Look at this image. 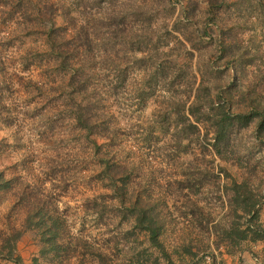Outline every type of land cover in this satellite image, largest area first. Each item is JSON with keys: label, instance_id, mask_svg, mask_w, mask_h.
Segmentation results:
<instances>
[{"label": "trees", "instance_id": "obj_1", "mask_svg": "<svg viewBox=\"0 0 264 264\" xmlns=\"http://www.w3.org/2000/svg\"><path fill=\"white\" fill-rule=\"evenodd\" d=\"M254 1L250 4L262 15L264 28V0ZM38 3L34 6L41 7L35 10L29 0H0V22L5 25L16 20L17 25L11 33L13 37L1 41V45L37 31L43 35L44 48L37 50L41 52L37 53L38 61H43L48 74L61 75L60 84L55 89L65 97L77 129L84 132L92 144V153L101 168L97 178L109 182L106 186L116 195L117 207L123 211L122 219L131 220L134 229L147 234L150 246L159 252L160 259H164L166 264H175L162 242L163 220L156 213V201L150 195L143 197L140 192L130 190L129 172L132 169L128 164H120L115 157L113 149L117 147L119 129L112 125L114 116L104 110L108 91L106 93L100 88L97 70L100 67L116 77L117 85L112 88V95L119 94L128 73L138 72L143 75L139 90L143 103L156 98L159 89L170 96L168 100L164 97L157 105L153 124L167 134L173 129L176 153H185L192 142L203 140L208 142L216 156L225 159L233 135L249 128L257 119L256 137H263L264 108L256 97H251V90H243L242 100L246 102V109L241 113L233 112L232 83H227V77L221 78L226 71L216 70L215 65L219 60H227V69H232L239 61L250 66L255 58L250 55L249 48L241 47L233 40L230 35L232 29L222 27L217 14L213 13L210 20L220 28L218 46L221 55L215 60L205 58L200 62L203 69L199 65V73H196L192 61L196 53L201 55L207 50L205 37H208L209 30L212 33L214 30L207 24L202 29L196 11L189 12L188 7L184 8L186 11L183 9L180 14L176 13L172 0H39ZM188 5L199 4L198 1H189ZM171 16L174 18L172 24L168 22ZM228 35L233 41L226 43ZM181 57H185L187 62L180 63ZM6 69L5 62L0 59V73H5ZM3 84L0 81V123L11 125L13 113L4 103L6 85ZM191 136L194 140L189 139ZM143 140L153 148L159 138L153 134ZM5 146L6 142L0 141V159ZM6 169L0 164V194L14 192L15 208L21 209L25 218L24 231L3 235L2 260L14 264H121L111 255L107 245L110 239H105L104 232L110 224L103 223L105 207L98 197L87 202V211L97 216L93 223L101 232V240L90 243L83 237L68 239V221L58 201L44 189V184L50 183L55 190L57 179L32 185L23 176H7ZM225 177L231 178L226 171ZM187 188L184 187L185 190ZM232 190L234 195L230 207L235 221L230 226L218 224L222 229L220 235L213 239L211 222L208 220L204 224L198 220V226L210 231V236L207 242L199 245L190 238L183 246L185 254L192 260L202 250L210 249L214 242L219 250L223 244L238 247L245 241L256 243L264 240V226L260 221L263 203L244 182L233 180ZM185 198L189 199V195ZM200 211L201 208L193 204L184 216L194 218ZM244 218L247 221L242 226L240 221ZM122 223L120 219L118 224ZM25 231H35L40 244L38 256L29 263L17 254V243ZM127 234V231L123 233L124 236ZM134 258L136 260L132 259L131 264H141L140 253H135Z\"/></svg>", "mask_w": 264, "mask_h": 264}, {"label": "rangeland", "instance_id": "obj_2", "mask_svg": "<svg viewBox=\"0 0 264 264\" xmlns=\"http://www.w3.org/2000/svg\"><path fill=\"white\" fill-rule=\"evenodd\" d=\"M29 1L33 6L39 4V0ZM172 1L175 2L176 13L180 14L188 7L189 12L196 11L202 29L207 24L214 30V33L207 30V50L201 55L196 53L192 61L195 72L199 73L198 66L205 58L215 60L221 55L218 46L220 28L210 20L213 13L217 14L220 25L232 29L230 35L233 40L239 46L249 48L250 55L255 58L250 66L239 61L232 69H227V60L216 62V70L226 71L221 78L227 77V83H232L233 112L241 113L246 109V102L242 100L243 90H251V97H256L264 108V28L262 15L250 4L255 1ZM189 1H198L199 5H188ZM34 7L36 10L41 5ZM209 20L211 22L207 23ZM173 21L171 16L168 22L172 24ZM16 26V20L5 25L0 22V59L7 68L5 73H0V81L6 85L4 103L13 113L11 125L0 123V141L6 142L0 164L3 168L7 167V176H23L32 185L38 181L44 184L57 179L55 190L50 183L44 184V189L58 201L68 221V239L83 237L90 243L101 240V232L93 223L97 216L87 211V202L98 197L105 207L102 211L103 223L110 224V228L104 232L106 237H103L110 239L107 245L115 260L121 264H131L132 259L136 260L134 254L140 253L141 264H166L164 259L159 258V252L150 246L147 234L134 229L131 220L122 219L123 211L117 207L116 195L106 186L109 182L97 178L101 168L92 153V144L86 134L77 129L65 97L55 89L60 84L61 75L49 73V76L43 61H38L37 53L44 48L43 35L37 31L1 45V41L11 36ZM232 38L226 36V43L232 42ZM210 45L214 47L210 48ZM179 61L187 62L185 57ZM201 67L203 69V65ZM96 74L100 88L111 93L105 95L104 110L114 116L112 125L119 129L117 147L113 149L115 157L120 164H128L132 169L129 172L130 190L140 192L143 197L150 195L156 201V213L163 220L162 242L174 263L264 264V240L256 243L245 241L238 247L223 244L219 250L214 242L210 249L202 250L195 260L187 256L183 249L190 238L198 245L207 242L210 231L199 227L198 220L204 221V224L208 220L211 222L213 239L220 235L222 228L218 224L230 226L235 221L230 207L234 195L233 180L246 183L263 203L260 221L264 226V135L261 139L256 137L259 120L233 135L225 159L216 156L208 142L204 143L203 140H195L187 152L179 154L174 150L176 137L173 129L167 134L153 124L157 105L164 97L168 100L170 96L159 89L156 98L143 103L139 91L143 75L138 72L128 73L119 94L112 95V88L117 85L116 77L100 67ZM153 134L159 141L149 148L143 138ZM191 138L194 140V136ZM224 170L231 178L225 177ZM185 186L189 188L185 190ZM185 195H189V199ZM15 203L14 192L0 194V248L3 235L24 231L25 215L21 209L15 208ZM193 204H197L201 211L196 212L194 218L184 216ZM120 219L123 221L121 225L118 224ZM246 221L247 218H244L240 224L244 226ZM126 231L128 234L124 236ZM39 249L38 234L25 231L17 243V254L29 263L38 256ZM0 264L14 263L0 258Z\"/></svg>", "mask_w": 264, "mask_h": 264}]
</instances>
